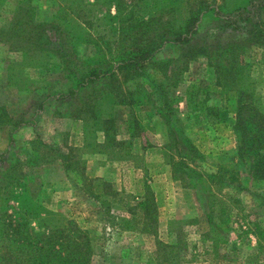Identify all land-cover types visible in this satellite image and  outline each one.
Masks as SVG:
<instances>
[{"label":"rangeland","instance_id":"1","mask_svg":"<svg viewBox=\"0 0 264 264\" xmlns=\"http://www.w3.org/2000/svg\"><path fill=\"white\" fill-rule=\"evenodd\" d=\"M87 1L93 0H0V31H5L0 33V114L6 111L12 122L22 123L16 130L8 120L0 124V178L17 163L25 174L18 177L22 185L18 191L83 224L92 238L91 264H245L257 254L249 222L264 226V181L253 177L237 154L236 84L226 78L222 80L226 85H220L218 79L230 63L219 55L180 57L189 46L217 50L234 41L242 43L245 35L226 27L213 11L201 15L187 44L167 43L157 53V59L170 62L165 71L147 69L136 80L138 87L133 81L127 84L137 103L104 106L103 117L113 118L114 126L103 143L104 134L97 132L95 137L90 120L77 118L84 116L78 111L80 90L89 89L67 94L76 79L57 53L59 39L52 37V43L34 47L27 40L29 27L14 25L19 6L33 12L34 22H51L60 14L62 20H56L64 23L60 38L68 37L78 23L71 16ZM209 1L231 9L242 0ZM106 7L97 4L91 11L102 17ZM109 26L108 21L95 19L92 39L97 43L100 35L104 38L97 45L72 47L70 70L79 67L76 76L91 67L101 72L110 66L99 63L110 58L104 41L115 40L108 34ZM243 45L249 88L264 107L263 49ZM112 54L117 55L114 48ZM41 62L48 71L39 67ZM159 82L165 96L154 85ZM188 87L198 92L190 107ZM163 97L170 109L180 112L184 133L200 152L194 163L206 175L200 180L172 172L164 147ZM99 169L107 175L98 176ZM97 178L109 183L107 190ZM169 254L172 261L167 260ZM263 261L264 253H259L254 263Z\"/></svg>","mask_w":264,"mask_h":264},{"label":"trees","instance_id":"2","mask_svg":"<svg viewBox=\"0 0 264 264\" xmlns=\"http://www.w3.org/2000/svg\"><path fill=\"white\" fill-rule=\"evenodd\" d=\"M97 4H100V7L107 6L104 15L98 18L91 11ZM183 7L185 12L182 11ZM79 9L76 15L71 16L78 23L73 26V32L69 33L68 37L60 38L61 33H64V23L56 21L61 18L60 14L55 15L51 22H34L33 12L19 6L15 12L19 16L14 25L29 27L27 40L32 42L34 47L52 43V37L59 39L57 53L63 62L67 63L68 71L76 79L67 94L73 95L79 88L89 89V92L80 90L83 96L78 111L83 112L84 116L77 118L83 119L85 123L90 120L89 127L93 128L95 137L97 132L104 134L103 143L109 135V129L114 126L113 118L103 117L104 106L137 103L134 90L129 89L127 84L136 82L147 69L165 71L170 62L157 59V53L167 43L187 44L204 13L213 11L220 16L226 27L243 33V42L261 47L264 58V19L261 17L264 12V0H242L231 9L215 5L209 0H93L80 4ZM95 19L108 21V34L110 33L112 38L115 37L114 41L106 40L103 43L110 53V58L99 60V63L104 64L106 61L110 66L101 72L91 67L88 73L76 76L75 72L79 67L74 65L75 72L70 70L73 69L70 67L73 63L71 55L75 52L72 47L75 49L80 44L88 43L97 45L104 38V35H100L96 39L97 43L92 39L94 35L90 32V26L95 23ZM63 20H66L65 17ZM243 42L234 41L219 46L217 50L207 46H189L180 57L219 55L225 56L230 63L225 76H218V79L220 85H226L225 82L222 83L226 78L236 84L233 129L238 136L237 154L243 165L248 164L253 177L264 181V107L249 88L252 81L243 66ZM113 48L117 51L116 56L112 54ZM45 56L48 57L47 54ZM39 67L48 71L46 63L41 62ZM134 84L136 87L140 85L137 82ZM154 85L161 90L162 96H165L164 85L160 82ZM197 93L191 87L187 88L186 107H190ZM163 98L161 116L166 125L164 147L172 172L200 180L202 176L206 177L194 165L199 160L200 152L184 133L185 124L179 115L180 112L170 109L167 97ZM209 110H212V107H209ZM0 119H4L0 124L8 120L13 125V130L22 125L20 122H12L6 111L0 114ZM70 166L66 165L67 168ZM16 167L17 163L12 164L8 172L0 178V264H91L93 245L87 228L75 219L38 205L25 191H18L17 187L22 186L17 182L18 177L23 179L25 174L19 172ZM97 180H100L101 189L107 190L109 183L100 178ZM118 200L122 201L123 198ZM141 200L143 201H139V205L146 213V202ZM213 209L214 206L211 205V211ZM249 223V230L255 237L257 254L249 257L245 264H255L254 260L258 254L264 253V226L256 221ZM172 255L169 254L168 261H172Z\"/></svg>","mask_w":264,"mask_h":264},{"label":"crops","instance_id":"3","mask_svg":"<svg viewBox=\"0 0 264 264\" xmlns=\"http://www.w3.org/2000/svg\"><path fill=\"white\" fill-rule=\"evenodd\" d=\"M26 128V127H25ZM99 173H98V176H100V175H102V176H106L107 175V172H105V170L104 171H100V169H99V171H98ZM100 174V175H99Z\"/></svg>","mask_w":264,"mask_h":264}]
</instances>
